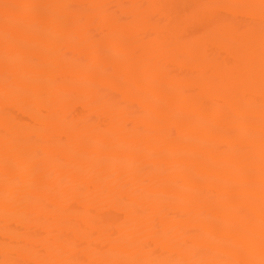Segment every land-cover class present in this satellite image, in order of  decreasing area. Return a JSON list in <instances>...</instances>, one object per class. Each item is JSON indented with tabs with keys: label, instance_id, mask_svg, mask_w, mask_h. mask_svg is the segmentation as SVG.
Instances as JSON below:
<instances>
[{
	"label": "bare ground",
	"instance_id": "1",
	"mask_svg": "<svg viewBox=\"0 0 264 264\" xmlns=\"http://www.w3.org/2000/svg\"><path fill=\"white\" fill-rule=\"evenodd\" d=\"M0 264H264V0H0Z\"/></svg>",
	"mask_w": 264,
	"mask_h": 264
}]
</instances>
